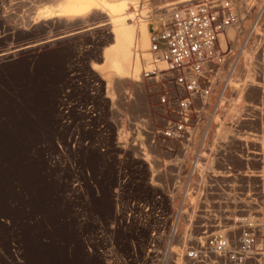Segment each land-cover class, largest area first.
Returning <instances> with one entry per match:
<instances>
[{
    "label": "rangeland",
    "instance_id": "374dc122",
    "mask_svg": "<svg viewBox=\"0 0 264 264\" xmlns=\"http://www.w3.org/2000/svg\"><path fill=\"white\" fill-rule=\"evenodd\" d=\"M177 1H139L149 32L165 10L159 9ZM230 1L239 16L235 39L223 46L228 53L221 89L195 132L193 150L204 156L199 163L204 180L192 179L195 205L190 211L183 206L190 221L179 222L175 250L205 231L234 236L248 225L264 231V0ZM51 2L0 0V55L8 53L0 56V264H119L115 259L133 258V242L138 254L128 264H190L181 251L147 256L151 233L170 223L154 219L143 227L124 218L133 199L161 193L146 186L147 165L134 159L138 152L132 147L135 137L145 140L147 131L164 124L153 108L151 85L140 80L144 88L135 90L129 81L124 95L109 92L92 69L111 41L108 27L80 32L89 26L34 23L38 9ZM90 20L94 24L99 18ZM233 84L254 86H246L231 119L226 114L236 98ZM221 125L232 129L228 143L215 137ZM118 138L128 141L125 148ZM155 149L164 157L162 148ZM173 171L165 172V180ZM176 193L181 196L182 189ZM162 211L167 214V203ZM168 248L167 242L160 246L161 252ZM258 252L248 264H264V241ZM214 262L224 264L212 257Z\"/></svg>",
    "mask_w": 264,
    "mask_h": 264
},
{
    "label": "built area",
    "instance_id": "2783aa9c",
    "mask_svg": "<svg viewBox=\"0 0 264 264\" xmlns=\"http://www.w3.org/2000/svg\"><path fill=\"white\" fill-rule=\"evenodd\" d=\"M238 21L239 16L230 0H192L169 11L164 10L157 25L151 28L148 49L151 65L142 72L139 80L151 85L153 108L164 124L160 129L147 131L145 140L135 137L132 147L138 152L134 159H140L147 165L150 177L146 186L161 193L151 191V195L143 194L133 199L124 216L126 224L138 220L143 227L154 219L170 223L168 230L160 226L158 231L155 229L151 233L147 256L180 254L181 251L182 259L190 264H210L212 257L224 264H248L261 250L264 231L252 225L244 227L234 236L225 230L205 231L204 237L200 236L182 248L179 246V250H175L174 245L179 222L185 219L190 221L189 214L183 212V206L188 205L190 211L195 205L191 202L195 189L192 179L200 177L204 180L199 170L204 156L193 147L197 139L195 132L205 118L209 100L219 88V78L224 72L228 50L223 48L220 37L236 26ZM157 63L164 64V68H159ZM96 85L100 87L99 82ZM129 99L134 100L133 97ZM92 115L93 118L96 116L94 113ZM118 139V146L125 148L128 141L124 140L126 143H123L122 138ZM157 147L162 148L164 157L154 152ZM101 150L104 152L106 148L102 147ZM166 156L174 164H170ZM171 167L174 171L167 181L165 172ZM226 169L231 170V167L227 166ZM204 173L214 178L211 171ZM204 177L209 178L205 174ZM180 188L181 196L176 193ZM176 198L181 199L178 209H175ZM164 203H167V214L162 211ZM155 208H158L156 214ZM166 242L170 248L161 252L160 246ZM132 247L135 253L132 256L136 258L138 249L135 242ZM133 258L115 261L128 264L134 262Z\"/></svg>",
    "mask_w": 264,
    "mask_h": 264
},
{
    "label": "bare ground",
    "instance_id": "6f19581e",
    "mask_svg": "<svg viewBox=\"0 0 264 264\" xmlns=\"http://www.w3.org/2000/svg\"><path fill=\"white\" fill-rule=\"evenodd\" d=\"M53 1H54L53 3L51 2V4L42 6L38 9L37 17L36 18L34 17L35 18V20L33 21L34 23H37L38 21H46V20H57L59 22H67V23H71V22L74 23L76 21H79L82 22L84 27L89 26L87 29H84L80 32L89 31L100 27H108V31L106 32V35L108 38L110 37L111 41L103 49L102 61L100 63H95V64L93 63L94 64L92 67L93 71L98 73L107 83V88L109 92H113L117 90L119 91L121 96L124 95L125 84L128 83L129 81L132 82L135 90L144 88L143 86H141L142 84H139L140 82L139 78L141 77L143 69H145L143 68L144 67L143 60L146 62L145 64L147 65L146 66L147 69L150 68L151 65L150 54L148 53V49L150 46V32L147 23L149 17L146 18V15H144L145 12L141 11V9L145 10V6L141 8L139 2L140 0H53ZM189 1L192 0H180L179 2L177 1L175 3L169 2L171 4H166L163 7L162 5H160V7L162 8H160L159 10H162L164 8L165 10L169 11L172 6L186 3ZM129 5L132 6L133 12L129 11ZM157 7H159V5ZM136 15L141 16L139 19H137V21L135 17ZM92 16L93 17L96 16L97 18H99V21L97 23L90 24L91 21L90 19ZM161 16H163V12H160V14L156 15L155 18H160ZM234 28L235 27L228 29L225 35H222L220 37L222 46H225L226 43L232 42L235 39ZM5 55H8V53H4L0 56H5ZM158 65H161V63ZM159 68L161 67L159 66ZM242 86L243 87H241V85L236 86L233 84L234 91H236V98L231 100L230 108L228 109V113L226 114V116L230 117L231 119L235 115L234 110L236 106L239 104V102H241L242 97L248 91V90H244L246 86H254V85L243 84ZM228 91L229 90H227L226 92ZM138 98L140 97L138 96ZM239 114L240 113H237V115ZM210 128L208 127L207 129H205V134L209 133ZM231 132H232L231 128L223 127L221 125L220 128L217 130L215 137L216 139L221 140L224 143H228L229 142L228 138L231 137L230 136ZM233 228L234 227H231L230 229ZM256 256L258 257V254Z\"/></svg>",
    "mask_w": 264,
    "mask_h": 264
}]
</instances>
